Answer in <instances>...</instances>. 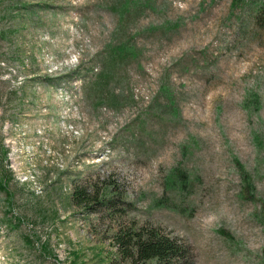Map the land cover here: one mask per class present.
I'll use <instances>...</instances> for the list:
<instances>
[{"label": "rangeland", "instance_id": "rangeland-1", "mask_svg": "<svg viewBox=\"0 0 264 264\" xmlns=\"http://www.w3.org/2000/svg\"><path fill=\"white\" fill-rule=\"evenodd\" d=\"M263 6L0 0V264H129L141 226L181 264H264Z\"/></svg>", "mask_w": 264, "mask_h": 264}, {"label": "trees", "instance_id": "trees-1", "mask_svg": "<svg viewBox=\"0 0 264 264\" xmlns=\"http://www.w3.org/2000/svg\"><path fill=\"white\" fill-rule=\"evenodd\" d=\"M256 22L260 28L264 29V6L259 9ZM235 164L241 180V198L247 201L255 200L257 190L252 175L240 160L236 159ZM174 174L179 177L177 188L181 187L184 189L187 187L189 177L179 172L178 169L174 170ZM171 183L176 184L174 179H172ZM0 189L6 191V181L5 184H0ZM114 195L112 186L105 187L101 194L99 191L90 192L87 189H77L72 195V201L76 206L82 207L91 203L92 196H95V198L102 196L109 203ZM113 240L119 256L128 261L129 264H148L150 262L155 264H181L187 258L185 248L178 241L167 238L153 229H148L146 226H141L138 231L132 233L119 231L114 234Z\"/></svg>", "mask_w": 264, "mask_h": 264}]
</instances>
